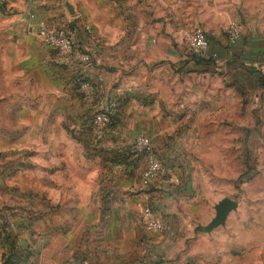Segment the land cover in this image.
<instances>
[{
  "label": "crops",
  "instance_id": "crops-1",
  "mask_svg": "<svg viewBox=\"0 0 264 264\" xmlns=\"http://www.w3.org/2000/svg\"><path fill=\"white\" fill-rule=\"evenodd\" d=\"M126 1L89 2L85 26L90 35L75 22L78 48L92 54L90 67L81 68L76 54L61 58L27 49L17 58L8 54L7 65L0 70V86L8 87L11 97L0 102V185L40 190L39 200L45 191H55L58 201L65 182L72 181L70 175H85L93 219L100 206L97 217L109 227L100 238L94 236L95 242L118 245L115 239L126 238L135 245L132 258L125 256L126 248L97 247L102 257L93 264H138L143 244L132 227L138 226L144 206L164 217L169 232L172 221L186 222L188 213H179L177 207L187 204L192 155L201 151L198 125L226 100L225 80L238 82L239 71L264 76V0H225L227 7L222 10H215L217 0H195L184 6L190 10L189 21L177 19L181 4L177 0H147V7L138 4L141 0ZM129 1L135 5H128ZM239 4L250 31L241 33L235 45L228 46L226 37L215 33L209 48L216 60L193 62L182 55L175 43L182 20L212 30L209 10L233 15ZM64 6L75 18L87 8H73L67 2ZM49 16L50 11H43L37 22ZM20 58L23 68L17 64ZM78 78L92 83L90 97L79 94ZM16 79L23 82L22 89L16 87ZM111 104L108 126L94 129L92 114ZM3 110H8L7 116ZM70 113L75 114L74 121L67 118ZM139 134L151 140L155 156L167 169L147 188L140 183L143 159L123 156ZM3 243L0 240L5 249L8 245ZM20 250L8 246L10 254Z\"/></svg>",
  "mask_w": 264,
  "mask_h": 264
},
{
  "label": "rangeland",
  "instance_id": "rangeland-1",
  "mask_svg": "<svg viewBox=\"0 0 264 264\" xmlns=\"http://www.w3.org/2000/svg\"><path fill=\"white\" fill-rule=\"evenodd\" d=\"M91 1L0 0V70L7 65L8 54L17 58L27 49L45 51L50 56L57 54L40 42L36 34L39 25L64 26L73 34L77 21L82 31L90 35L85 25ZM131 1L128 5L134 6ZM177 1L181 3L177 6V19L186 17L188 20L190 10L184 6L195 0ZM64 2L73 8L82 5L87 8L75 18V14L71 16L66 12ZM140 3L146 6L147 0ZM224 3L225 0H217L215 10L226 8ZM43 11H50V18L37 22V16ZM232 14L209 10V26L212 23L215 27L212 30L182 20L183 25L177 27L175 37L182 55L193 62L198 60L184 48L187 37L197 28L205 32L209 46L215 33L226 37L231 25L240 28V35L249 32L247 16L240 4ZM17 64L23 68L21 58ZM237 73L240 75L238 82L228 79L223 82L224 86H229V94L224 96L226 100L210 110L197 127L202 136L201 151L192 155L187 204L177 207L179 213H188L186 222L172 221L167 226L170 232L165 225L162 231L152 234L144 229L139 216L138 226L132 227L141 234L143 244L140 246L142 256L139 251L137 254L138 264H264V76L255 75L260 73L255 71L251 76L242 71ZM22 83L16 79L17 88L22 89ZM7 90L5 85L0 86V102L11 99ZM3 112L7 116L8 110ZM67 118L74 121L75 114L70 113ZM69 131L75 134V128ZM71 150L75 151V147ZM70 176L72 181L65 182L58 201L54 200L55 191H48V194L45 191L39 200L40 190L0 185V240L6 241L3 245L11 247L14 244L21 249L15 255L8 253V246L6 250L0 247V264H93L95 259L102 257L97 254V247L126 248L125 256L134 257L135 245L130 239H115L119 240L118 245L95 242L94 236L100 238V233L109 227L104 226L102 217H97L100 206L93 219L87 198V177L75 175V172ZM47 196L51 198L46 201ZM223 198L235 201L236 210L228 214L223 226L205 233L203 228L215 214L214 205Z\"/></svg>",
  "mask_w": 264,
  "mask_h": 264
},
{
  "label": "built area",
  "instance_id": "built-area-1",
  "mask_svg": "<svg viewBox=\"0 0 264 264\" xmlns=\"http://www.w3.org/2000/svg\"><path fill=\"white\" fill-rule=\"evenodd\" d=\"M36 34L40 42L56 51V55L59 57L69 58L74 57L76 54L79 56L78 60L81 68L85 69L91 66V52L89 50L81 51V49L78 48L76 38L66 27L51 28L42 24L37 28ZM239 37L240 28L237 25H231L226 33L227 45H235ZM186 48L191 56L201 58L204 61H214L217 59L216 53L210 51L209 41L205 32L199 28L192 31L187 37ZM77 85L78 92L83 98L91 96L93 92L91 82L84 78H78ZM112 107L113 104L94 113L91 121L94 129L101 130L108 126ZM123 156L127 160L143 159L144 168L140 177V183L143 188H147L155 179L164 176L167 172L165 166L155 156L151 140L142 134L134 138ZM140 221L144 229L148 232L158 233L164 228L163 220L148 206H144L141 209Z\"/></svg>",
  "mask_w": 264,
  "mask_h": 264
},
{
  "label": "water",
  "instance_id": "water-1",
  "mask_svg": "<svg viewBox=\"0 0 264 264\" xmlns=\"http://www.w3.org/2000/svg\"><path fill=\"white\" fill-rule=\"evenodd\" d=\"M237 208V203L231 199L223 198L214 205V217L204 227L205 233H210L214 229L221 227L225 224L228 214Z\"/></svg>",
  "mask_w": 264,
  "mask_h": 264
},
{
  "label": "bare ground",
  "instance_id": "bare-ground-1",
  "mask_svg": "<svg viewBox=\"0 0 264 264\" xmlns=\"http://www.w3.org/2000/svg\"><path fill=\"white\" fill-rule=\"evenodd\" d=\"M85 30H88V28L87 27H85ZM194 57V56H193ZM197 58V57H196ZM198 60H200V61H204L203 59H201V58H198Z\"/></svg>",
  "mask_w": 264,
  "mask_h": 264
}]
</instances>
